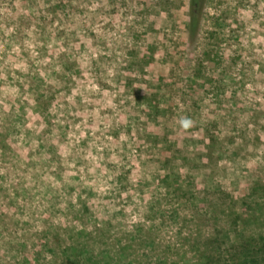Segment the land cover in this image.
I'll list each match as a JSON object with an SVG mask.
<instances>
[{
	"label": "rangeland",
	"instance_id": "1",
	"mask_svg": "<svg viewBox=\"0 0 264 264\" xmlns=\"http://www.w3.org/2000/svg\"><path fill=\"white\" fill-rule=\"evenodd\" d=\"M190 5L0 0V264H264V0Z\"/></svg>",
	"mask_w": 264,
	"mask_h": 264
},
{
	"label": "trees",
	"instance_id": "2",
	"mask_svg": "<svg viewBox=\"0 0 264 264\" xmlns=\"http://www.w3.org/2000/svg\"><path fill=\"white\" fill-rule=\"evenodd\" d=\"M190 4H191L190 5V8H191L190 9V14H191V16H190V28L191 27L193 28V27L196 26V23H197V17L195 18L193 15L195 13H199L200 12L201 7H202V0H190ZM250 239H253V238H250ZM263 242H264V240H263ZM70 257L71 256L69 255V258ZM85 264H88V263H85ZM104 264H111V263L105 261ZM239 264H258V263H257V260L253 261V260H247V259H240L239 260Z\"/></svg>",
	"mask_w": 264,
	"mask_h": 264
},
{
	"label": "clouds",
	"instance_id": "3",
	"mask_svg": "<svg viewBox=\"0 0 264 264\" xmlns=\"http://www.w3.org/2000/svg\"><path fill=\"white\" fill-rule=\"evenodd\" d=\"M184 126H185V127H188V126H189L188 122L185 121V122H184Z\"/></svg>",
	"mask_w": 264,
	"mask_h": 264
}]
</instances>
